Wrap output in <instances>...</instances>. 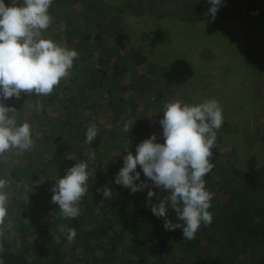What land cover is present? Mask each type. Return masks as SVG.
<instances>
[{"label": "trees", "instance_id": "obj_1", "mask_svg": "<svg viewBox=\"0 0 264 264\" xmlns=\"http://www.w3.org/2000/svg\"><path fill=\"white\" fill-rule=\"evenodd\" d=\"M65 1L53 0L49 15L57 21L60 15L63 18L60 24L61 29L65 27L62 37L59 38L60 33L52 34L55 42L74 49L79 54V60H74L73 64L76 68L78 63L81 68L71 69L69 76L73 77V82H77L81 75L90 74L89 78L95 82V86L91 85L89 89H94L96 84L105 87L119 82L117 95L111 96L112 99L107 105L106 111L112 115H102L105 116L106 123L112 125L108 131L109 141L100 147L94 143L91 149L84 146L78 149L79 143L85 142L76 138L78 135L84 137L88 129L84 127H90V118L99 117L103 108L97 101L86 100L90 91L82 88V85L74 90L66 86L67 81L62 79L47 97L50 98V104L46 103L45 96L32 94L30 98H26L25 95L28 94L21 95L17 112L24 111L28 115L36 111L40 114V118H43L40 128L46 131L43 142L56 154V159L49 161L46 157L41 162L37 156L40 154L34 148L22 154H17L16 150L6 152L3 156L8 155V159L0 157V179L18 185L14 193L12 192L11 200L22 199L28 205L21 218L32 220L40 212L41 216H45L39 225L31 222L34 227L26 230V234L18 228L19 217L13 215L8 200L7 215L3 224H0V264H264V170H259L255 175L242 173L232 167L225 171L221 166L223 155L219 147L224 136L221 131L218 130L216 142L211 149L213 155L210 162L214 167L204 177L206 189L213 194L211 207L208 209L213 220L208 226L201 225L194 240H184L180 228L166 230L163 227L164 218H157L150 208L142 210L131 204L130 198L136 195L130 189L114 183V171L110 173V166L105 165L110 145L115 142L118 147L121 143L123 148L126 146L130 149L133 143L137 147L153 134L157 137L156 142L163 143V135L157 134L162 129L159 120L163 117V111H152L151 114L147 111L151 118L147 117L146 120L137 117V106L145 109L148 107L137 105L136 100L131 99L133 80L128 76L129 65L115 64L107 58L104 50H100L106 44L102 43L101 34L109 33L114 42L113 50L117 54L124 51L127 39L125 28L120 23L107 27L85 21L86 28L84 26L79 29L71 15H59L58 4ZM71 1L78 0L68 2ZM4 2L6 6H10L12 0ZM15 3L22 5V0H15ZM197 8L198 6L195 11ZM49 30L50 26L42 32L43 38ZM84 45H88V48L83 50ZM89 46L94 49H89ZM137 54L139 52L136 53L139 56ZM87 59L96 60L93 64L95 67L87 64ZM140 60L147 62L145 58L140 57ZM158 67L157 64H151L146 73L155 74ZM159 71L160 76L155 82L163 85V88L186 85L193 77L191 66L183 58L173 60L167 67L159 68ZM108 93L111 94V91ZM24 101L36 105L28 111ZM37 104L41 105L39 110L36 108ZM51 112L58 116L47 118ZM81 116L87 117L82 119ZM16 121L18 125L21 124L18 116ZM65 123L69 129L65 128ZM125 125L128 127L127 132L124 131ZM107 133L103 135L107 136ZM90 150H93L91 153L94 158L89 155ZM97 161L99 164L95 163ZM79 162L88 164L89 190L82 198L80 215L75 219L63 218L58 205L53 207L50 202L53 193L48 197L43 192L39 194L38 190L44 186H54L55 181L63 177L68 168ZM138 172L140 180L136 184L146 182L151 187L153 182L144 176L141 168ZM95 173L101 177L97 178ZM40 181L43 185H40ZM105 186L113 193L111 199H105L102 192L98 191ZM8 188L9 185L5 192L9 196ZM155 189L153 204L159 202L158 197L168 195L167 191ZM167 219L183 226L181 221L176 220V213L170 207ZM60 225L76 230L77 235L73 242L69 243L66 235L58 230ZM179 255L185 259L180 263Z\"/></svg>", "mask_w": 264, "mask_h": 264}, {"label": "rangeland", "instance_id": "obj_2", "mask_svg": "<svg viewBox=\"0 0 264 264\" xmlns=\"http://www.w3.org/2000/svg\"><path fill=\"white\" fill-rule=\"evenodd\" d=\"M68 1L58 4L59 15H71L79 29L85 26V21L107 27L120 23L125 28L124 33L127 39L124 51L117 54L113 50L114 42L109 33L101 34L102 43L106 44H103L100 50H104L107 58L115 64L129 65L128 76L130 80H133L131 99L132 101L135 99L137 105L142 104L148 107L145 109L137 106V117L144 120L147 117L150 119L147 111L149 114L152 111L159 113L168 102L196 104L215 98L223 110L224 118L223 125L219 129L224 134L219 143L223 155L222 168L226 171L227 168L232 167L242 173L254 175L259 170H264V92L261 87L264 82V0H222L215 19L208 12L212 6L209 0H141L139 3L137 0H78L71 3ZM62 19V15L58 21L52 18L51 30L44 39L55 42L53 33H60L59 38L62 37V31L65 28L60 27ZM84 48H88V45H84L82 49ZM89 49L94 47L89 46ZM137 52L141 58L147 59L146 63L136 56ZM177 58H183L188 62L192 68L193 77L186 85L163 88V85L155 82L161 73L159 68L167 67ZM95 62L96 60L89 59L86 61L89 65ZM151 64H157L159 67L156 68L155 74L149 75L146 71ZM76 65L75 68L73 64L72 69L78 70L80 65L78 63ZM89 75H81L77 82H73V77L69 75L64 78V81H67L66 86L76 90L82 85V88L90 91L86 100L97 101L100 106H103L99 117L90 118L92 122L90 126L95 125L99 136L103 138L96 136L98 141L94 140L91 145L80 142L78 149L82 146L91 149L94 143H96L95 146L100 147L109 141L108 131L111 130L112 125L106 123L105 116L102 117V115L104 113L107 116L112 115L111 112L106 111L107 105L112 99L111 96L117 95L116 89L119 84L116 82L105 87L96 84L94 89H89V86H95V82L89 78ZM108 91H111V94ZM30 95L32 96L28 94L25 97L30 98ZM49 96H45L48 104L51 103L50 98H47ZM42 101L45 102L44 99ZM19 102L20 100L15 97L3 101L6 106L14 107L17 111ZM24 103L28 111L36 105L28 101ZM39 115L36 111L28 115L23 111L15 113V118L18 116L21 124L23 122L30 124L33 140L31 148L38 151L40 155L37 156L40 157V161L42 162L46 157L49 161H54L56 154H53L51 148L43 142L46 131L40 128V121L43 118ZM56 116H58L57 113L51 112L47 118ZM86 117L81 116L82 119ZM65 128H68L66 123ZM162 131L163 129L157 131L159 132L157 134H162ZM104 133H107V136H104ZM85 134L84 137L78 135L76 139L85 142ZM100 138L102 140H99ZM110 146L105 165L110 166L111 169L108 171L110 173L114 171L116 176L115 172L118 173L123 167V158L127 155V151L136 155V146L133 143L132 148L128 149L126 146L123 148L119 143L116 147L115 142ZM92 151L89 152L91 156H93ZM3 157L8 159V155ZM95 163L99 164V161ZM139 168L138 165L136 171ZM95 176L101 177L97 173ZM42 183L40 181V185H43ZM8 185V193H10L8 203L13 215L19 217L18 228L26 232L34 227L32 225L35 222L39 225L45 216H41L40 212L39 215H34L32 220L21 218V214L27 210L28 205L22 199L12 201V192L14 193L18 185L9 181ZM53 187L44 186L40 191L38 190V193L43 192L49 197L53 193L51 191ZM150 190L155 192L156 189L150 187L149 183L147 188L136 192V196L129 201L142 210L149 209L147 193ZM153 201L154 199L151 201L152 204ZM55 206L53 204V207ZM180 256L178 263L185 260Z\"/></svg>", "mask_w": 264, "mask_h": 264}, {"label": "clouds", "instance_id": "obj_3", "mask_svg": "<svg viewBox=\"0 0 264 264\" xmlns=\"http://www.w3.org/2000/svg\"><path fill=\"white\" fill-rule=\"evenodd\" d=\"M52 3L53 0H22V5L18 6L12 0L11 5L6 6L4 0H0V157L11 150L22 154L33 145L30 124L18 125L17 110L3 101L13 97L20 99L22 93L50 95L69 75L74 60L79 57L76 50L42 37V32L52 22L49 15ZM209 3L212 6L208 12L215 19L222 0H209ZM40 107L37 104V110ZM223 119V110L215 98L196 104L166 103L159 120L164 142H156L153 134L136 147L135 156L127 151L123 167L115 177L114 183L130 189L132 194L142 191L148 184H136L140 180V172L136 171L139 165L144 176L153 182L152 187L168 192L167 196L158 197V203L152 204L156 194L148 191L151 212L157 218H164L166 230L182 229L184 240H194L201 225L208 226L213 220L208 211L213 194L206 189L204 177L214 167L210 162L211 149ZM124 131H128L127 125ZM85 136V143L91 144L97 136L96 126H90ZM88 179V164L79 162L55 181L51 202L58 205L63 218L75 219L80 215L82 198L89 190ZM6 187L8 181L0 179V224L7 215ZM98 191L105 199L112 198L108 186ZM169 207L183 226L167 219ZM58 230L66 235L69 243L77 235L74 228L65 225H60Z\"/></svg>", "mask_w": 264, "mask_h": 264}, {"label": "water", "instance_id": "obj_4", "mask_svg": "<svg viewBox=\"0 0 264 264\" xmlns=\"http://www.w3.org/2000/svg\"><path fill=\"white\" fill-rule=\"evenodd\" d=\"M261 87H262V90L264 92V82L262 83Z\"/></svg>", "mask_w": 264, "mask_h": 264}, {"label": "flooded vegetation", "instance_id": "obj_5", "mask_svg": "<svg viewBox=\"0 0 264 264\" xmlns=\"http://www.w3.org/2000/svg\"><path fill=\"white\" fill-rule=\"evenodd\" d=\"M137 2L139 3V2H141V0H137Z\"/></svg>", "mask_w": 264, "mask_h": 264}]
</instances>
